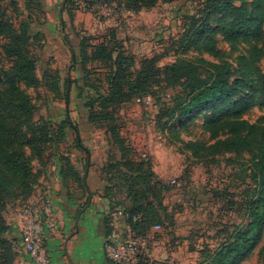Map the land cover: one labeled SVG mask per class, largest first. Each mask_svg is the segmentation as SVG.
Instances as JSON below:
<instances>
[{
	"label": "rangeland",
	"instance_id": "rangeland-1",
	"mask_svg": "<svg viewBox=\"0 0 264 264\" xmlns=\"http://www.w3.org/2000/svg\"><path fill=\"white\" fill-rule=\"evenodd\" d=\"M155 1L151 9L133 12L124 5L132 7L134 0H0V19L14 29L22 23L28 27L23 49L34 63L36 83L17 85L33 105L26 125L33 122L49 134L42 154L31 155L33 194L57 191L71 203V216L87 200L106 233L116 209L131 205L124 177L136 173L134 163L143 161L151 172L149 200L159 201L161 208L160 229L139 262L205 264L236 229L247 226L248 203L258 186L254 162L259 159L252 146L216 153L210 147L237 136L264 141V0H230L246 23L245 34L235 39L217 29L221 20L232 19L226 11L204 13V30L188 49L181 43L191 20L184 16L199 15L202 0ZM112 30L134 56V71L143 57H153L160 67L178 57L200 58L226 67L228 94L173 119L171 128L164 127V106L182 91L181 84L160 79L141 94L100 99L109 94L111 72L91 59L90 49L108 40ZM6 42L0 36V90L9 88L12 75ZM66 43L75 49L74 60ZM22 203L21 197L0 199V264L3 229ZM263 248L264 230L238 264H264Z\"/></svg>",
	"mask_w": 264,
	"mask_h": 264
},
{
	"label": "trees",
	"instance_id": "trees-1",
	"mask_svg": "<svg viewBox=\"0 0 264 264\" xmlns=\"http://www.w3.org/2000/svg\"><path fill=\"white\" fill-rule=\"evenodd\" d=\"M106 1L108 3L117 2V0ZM134 2L132 7L130 2L124 5L126 10L138 12L142 8L151 9L156 1L134 0ZM201 4L202 9L199 15L184 16L185 21L191 20L182 38L181 44L185 49L195 46L197 37L204 30L203 14L213 9L218 12L226 11V14L232 17L228 23L224 20L218 23L219 32L225 33L228 39H235L245 34L246 23L237 15V10L231 9L230 0H202ZM27 32L28 27L25 23H22L18 29H14L0 19V36L7 39L4 52L13 59L12 75L8 81L9 88L0 90V199L21 197L23 203L20 209L33 195L35 179L30 168L31 155L40 156L49 141V134L45 127L33 122H28L26 125L25 122L30 119L33 105L29 97L17 85L20 82L29 87L36 83L34 63L23 49L28 41ZM107 38L108 40L92 45L90 49L91 59L104 62L111 72L108 77L109 94L100 95L99 98L102 100L111 101L115 98H129L141 94L160 79L173 85L181 84L182 91L172 98L170 104L164 106L167 117L164 127L171 128L173 119L187 117L193 110L223 99L228 94L229 83L225 77L227 71L226 67L221 64L207 63L200 58L178 57L173 63L160 67L156 65L153 57H143L139 69L134 71L135 58L121 45L123 42H117L115 31L107 35ZM66 45L71 53V60H74L76 56L74 47L69 43ZM69 86L67 81L66 89ZM24 126H26L25 130ZM115 131L114 129L113 135L118 140ZM76 142L78 143L77 139ZM188 146L192 148L196 144L189 143ZM251 146L255 150L254 157L259 159L258 163L254 162V166L260 173H254L258 186L255 190V197L248 203L250 221L244 229H236L232 237L222 243L215 254L205 261V264H238L261 239L264 230V141L247 136H237L218 141L210 147V151L216 153L220 149H225L238 152ZM26 148L29 154L25 153ZM131 164L128 165L129 168L132 167ZM134 165L136 173L126 175L123 181L126 186V196L131 203L130 207L127 206L123 210L129 215L139 216L138 221L129 220V223L136 233H143L148 231L152 225H160L158 208L161 207L159 201L155 204L149 200L151 191H153L148 184L151 174L149 164L139 161ZM63 171L62 168L61 173ZM87 204L86 200L77 214L81 213ZM110 219L111 217L108 220L109 228L105 236L111 230ZM3 231L5 232L2 240L4 244L2 247L3 264H12L16 254L11 249V230L6 225Z\"/></svg>",
	"mask_w": 264,
	"mask_h": 264
},
{
	"label": "built area",
	"instance_id": "built-area-1",
	"mask_svg": "<svg viewBox=\"0 0 264 264\" xmlns=\"http://www.w3.org/2000/svg\"><path fill=\"white\" fill-rule=\"evenodd\" d=\"M149 104V99H144ZM176 184V180L172 181ZM54 193L33 194L19 210L11 230V249L16 256H27L34 264H49L45 242L57 228ZM138 221L139 216L129 215L116 209L111 217V230L104 237L103 252L112 264H137L154 233L160 229L155 224L143 233H136L129 223Z\"/></svg>",
	"mask_w": 264,
	"mask_h": 264
},
{
	"label": "crops",
	"instance_id": "crops-1",
	"mask_svg": "<svg viewBox=\"0 0 264 264\" xmlns=\"http://www.w3.org/2000/svg\"><path fill=\"white\" fill-rule=\"evenodd\" d=\"M53 193L58 224L45 242L49 264H112L104 255L105 233L99 229L100 218L93 214L92 205L71 216V203L57 191ZM15 221V215L8 217L6 224L9 230L13 229ZM12 264L34 263L21 255L14 256Z\"/></svg>",
	"mask_w": 264,
	"mask_h": 264
}]
</instances>
